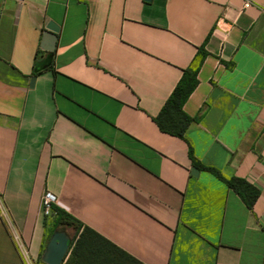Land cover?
Masks as SVG:
<instances>
[{"label": "crops", "instance_id": "obj_1", "mask_svg": "<svg viewBox=\"0 0 264 264\" xmlns=\"http://www.w3.org/2000/svg\"><path fill=\"white\" fill-rule=\"evenodd\" d=\"M185 70L179 138L155 118ZM84 228L140 264H264V0H0V264L54 231L66 264Z\"/></svg>", "mask_w": 264, "mask_h": 264}, {"label": "trees", "instance_id": "obj_2", "mask_svg": "<svg viewBox=\"0 0 264 264\" xmlns=\"http://www.w3.org/2000/svg\"><path fill=\"white\" fill-rule=\"evenodd\" d=\"M37 72L36 64L33 68V73ZM196 85L195 73L185 70L181 79L174 88L171 96L166 101L158 116L155 118L159 129L170 135L182 138L183 133L191 118L186 116L182 111V105ZM193 165H197L190 153ZM215 175L222 180L217 172ZM226 185L233 189L245 202L247 207H251L257 197L256 191L245 181L239 179L223 180ZM56 214L55 227L64 225L78 230L79 222L65 214L64 212L53 208ZM54 227V228H55ZM91 262V263H90ZM140 264L135 259L131 258L114 245L103 239L95 232L84 228L75 241L71 260L66 264Z\"/></svg>", "mask_w": 264, "mask_h": 264}, {"label": "water", "instance_id": "obj_3", "mask_svg": "<svg viewBox=\"0 0 264 264\" xmlns=\"http://www.w3.org/2000/svg\"><path fill=\"white\" fill-rule=\"evenodd\" d=\"M58 34V26L52 22H47L45 30L42 33L40 41V49L52 53L55 48ZM34 78L30 79V86L33 85ZM191 174L195 176L197 169L192 168ZM69 237L64 231H54L50 236L42 254L40 260L44 264H61L63 258L68 250Z\"/></svg>", "mask_w": 264, "mask_h": 264}, {"label": "built area", "instance_id": "obj_4", "mask_svg": "<svg viewBox=\"0 0 264 264\" xmlns=\"http://www.w3.org/2000/svg\"><path fill=\"white\" fill-rule=\"evenodd\" d=\"M244 5L247 6L246 3ZM55 203L56 197L52 193L45 192L43 194L41 204L45 215H47L51 211V208Z\"/></svg>", "mask_w": 264, "mask_h": 264}, {"label": "rangeland", "instance_id": "obj_5", "mask_svg": "<svg viewBox=\"0 0 264 264\" xmlns=\"http://www.w3.org/2000/svg\"><path fill=\"white\" fill-rule=\"evenodd\" d=\"M50 214H51V211L46 216H50ZM55 225H56L55 221L54 220L51 221L50 228L55 227Z\"/></svg>", "mask_w": 264, "mask_h": 264}]
</instances>
